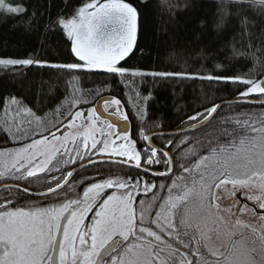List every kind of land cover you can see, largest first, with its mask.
Returning <instances> with one entry per match:
<instances>
[{
    "label": "snow or ice",
    "instance_id": "6c2138e0",
    "mask_svg": "<svg viewBox=\"0 0 264 264\" xmlns=\"http://www.w3.org/2000/svg\"><path fill=\"white\" fill-rule=\"evenodd\" d=\"M62 2L63 7L57 0H0V18L70 42L74 57L63 63L31 53L0 57L3 69L63 71L71 89L54 108L43 98L0 97L5 143L0 147V264H264V112L221 116L223 108L242 98L264 94V79L255 78L252 69L230 75L220 62L214 74L203 76L126 67L135 51H143L139 40L148 19L143 10L152 0ZM165 6L171 16L174 6L166 0ZM227 22L230 31H224ZM216 29L231 49L229 59L264 66V0H227ZM221 51L207 45L199 55L210 59ZM100 73L118 77L119 86L134 93L129 100L140 121L138 140L102 118L97 107L87 114L75 110L89 103L87 95L100 98L117 86L101 82L87 93L78 86ZM177 78L244 90L236 101L213 103L182 118L178 131L166 132L164 116L150 113L166 103L155 92V81ZM97 102L108 116L128 121L120 99ZM148 123L158 131L149 134ZM193 132L199 134L189 135ZM156 138L166 139L157 145ZM109 162L143 175L77 179L81 169L87 172L91 165L99 174V165ZM248 213L258 218L259 228L242 219Z\"/></svg>",
    "mask_w": 264,
    "mask_h": 264
},
{
    "label": "trees",
    "instance_id": "16d2710c",
    "mask_svg": "<svg viewBox=\"0 0 264 264\" xmlns=\"http://www.w3.org/2000/svg\"><path fill=\"white\" fill-rule=\"evenodd\" d=\"M83 2H87V0H73L74 4ZM132 2L139 3L140 0H132ZM57 3L63 7L62 0H57ZM166 3L174 6L171 10V16L169 9L165 6V0H152L150 7L143 10L148 18L145 33L139 40L140 48L143 51H135L128 58L126 67L145 71L189 72L203 76L210 73L214 74L216 71L214 65L220 62L230 75L246 73L252 69L254 73L258 74L255 78H264V66L243 59H229L231 49L225 46L216 29V24L221 19V11L227 4V0H166ZM193 3L194 7L185 8V5H192ZM202 25L207 26L203 33L201 31ZM230 29L231 23L227 22L224 31H230ZM207 45L220 48L222 51L219 55L205 59L199 53L201 48ZM30 53L43 60L57 63L74 59L70 54V42L56 36L45 38L42 29L40 31H27L24 27L18 26L14 20L5 21L0 18V57L24 58ZM68 79V75L63 71L38 69L36 67L0 68V97L16 94L27 97L28 100L43 98L46 105L54 108L71 92L66 83ZM136 81L137 84L140 83L139 78H136ZM101 82L117 85L111 91H105L103 97L114 96L121 100L131 122L130 136L133 140H138L137 133L140 121L136 118L135 108L129 100L130 96L134 97V93L119 86L118 77L106 73H100L96 76L89 75L83 78L78 86L87 93L97 87H102ZM152 85L153 82L149 78L148 86L152 87ZM154 90L166 103L162 109L159 105H154L150 109V113L163 115L165 118L164 131H171L179 129L181 119L186 118L187 115H194L197 111H203L205 107H211L213 103L219 104L224 100L237 99L239 92L244 90V86L223 85L200 79L177 78L167 81L157 79ZM249 97L264 99V94H253ZM85 98L89 103H82L75 110L94 107L102 97L87 95ZM45 111H49V109L46 108ZM260 112H264V105L233 104L231 109L223 108L221 116ZM41 114L43 115V113ZM2 115L3 110L0 108V116ZM216 119L219 120L220 117ZM215 123L216 121H213V124ZM211 127L212 125H209V128ZM145 128L148 133L158 131L151 127L150 123L146 124ZM53 130L55 131V129ZM204 131L206 129H200L199 133ZM199 133L193 132L189 135H198ZM163 139L166 138H156L155 143L160 145ZM139 145L140 142L138 141ZM2 146H5V143L3 139H0V147ZM6 146L15 147L19 145L8 143ZM99 167V174H97L94 166H88L87 172L82 169L81 175L77 179L88 176L128 178L143 175V172L139 170L110 162L101 164ZM148 179H152V177H148ZM156 182L160 183L161 181L157 180ZM34 187L39 188V182L34 184ZM77 192L82 195L83 188H78ZM33 202L41 203V199L34 198ZM89 219L91 221V216Z\"/></svg>",
    "mask_w": 264,
    "mask_h": 264
},
{
    "label": "water",
    "instance_id": "95a60500",
    "mask_svg": "<svg viewBox=\"0 0 264 264\" xmlns=\"http://www.w3.org/2000/svg\"><path fill=\"white\" fill-rule=\"evenodd\" d=\"M108 97H113V96H104V97H102V98H108ZM102 98H100V99H102ZM236 100H237V99H230V100H228V101H236ZM121 103H122V102H121ZM220 103H221V102H220ZM234 104H255V105H264V99H258V98L246 97V98H242V102H240V103H234ZM122 106H123V104H122ZM94 107H97V108L99 109V113H100V115H101L102 118L110 119V120H112L115 124H117V125L119 126V131H121V132L127 131L129 134L131 133V122H130L129 119H128V121H123V120L119 119L118 116H115V117H110V116H108L107 113L104 112V110H103V106H102L100 103H98V102H96V104L94 105ZM123 110L125 111L124 106H123ZM125 112H126V111H125ZM176 131H178V129L171 130V131H166V132H176ZM151 133H153V132H151ZM151 133H149V134H151ZM157 145H158V144H157ZM93 159L95 160L96 157L93 158ZM113 159L121 160V159H123V158H118V157H116V158H113ZM110 163H111V162H110ZM89 166H91V165H89ZM124 166H127V165H124ZM127 167H129V166H127ZM130 168L135 169L134 167H130ZM81 170H82V169H81ZM81 170H80V171H81ZM136 170H138V169H136ZM139 171L143 172L142 170H139Z\"/></svg>",
    "mask_w": 264,
    "mask_h": 264
},
{
    "label": "rangeland",
    "instance_id": "374dc122",
    "mask_svg": "<svg viewBox=\"0 0 264 264\" xmlns=\"http://www.w3.org/2000/svg\"><path fill=\"white\" fill-rule=\"evenodd\" d=\"M262 79H264V78H262ZM256 94H259V93H255V95H256ZM252 95H253V94H252ZM82 110H84V111H85V114H87V111H86L87 108L82 109ZM63 130H64V129L62 128L60 132H57V135H61V133L63 132ZM49 139H51V137H49ZM116 142H117L118 144L120 143L119 140H117ZM15 147H18V146H15ZM93 157H96V156L94 155ZM118 158H119V157H118ZM123 159H124V158H123ZM248 204H249V206L251 207L252 202H251V201H248ZM92 215H93V213H89V214H88V218H90V216H92ZM242 219H243L244 221H246V222H248V223H250V224H252V225L258 227V228L260 227V224H259L258 218L255 217V216H253L252 213H248L247 215H244V216L242 217ZM85 223H86V224L91 223L90 219H89V220L86 219Z\"/></svg>",
    "mask_w": 264,
    "mask_h": 264
}]
</instances>
